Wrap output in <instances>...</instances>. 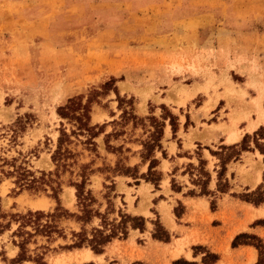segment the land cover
Listing matches in <instances>:
<instances>
[{"label": "rangeland", "instance_id": "rangeland-1", "mask_svg": "<svg viewBox=\"0 0 264 264\" xmlns=\"http://www.w3.org/2000/svg\"><path fill=\"white\" fill-rule=\"evenodd\" d=\"M129 79L141 85L135 91L139 95L152 97L158 88L167 90L174 97L168 98L172 104H155L156 95L146 107H138L139 98L120 93L119 88L127 87L119 81ZM261 89L264 0H0V158L25 162L37 177L53 171L51 155L62 125L67 134L75 130L58 116L57 109L74 98H82L83 104L91 101L90 124L104 131L94 140L96 151L84 144L86 135L69 138L72 156L68 162L75 164L61 173L64 184L59 199L71 213H77V201L75 189L67 183L80 180V165L95 170L88 189L100 204V213L119 221V209L126 213L114 193L106 198L105 187L118 173L138 176L139 168L128 165L130 157L147 163L162 152L156 148L149 152L160 124L172 130L169 117L173 116L176 133L185 121L188 129L200 128L208 137L221 134V141L227 136V143L235 142L229 140L233 132L242 139L264 125L249 130L258 117L253 99ZM187 101V106L177 109ZM263 103L264 99L262 109ZM17 120L22 122L16 124ZM221 146L216 143L212 151L224 157L229 153H223ZM1 165L0 210L5 218L0 224L12 221L11 230L0 236V251L11 259L17 255L10 237L17 227L12 215L48 212L57 204L44 193L18 192L15 178L6 176L11 168ZM192 169L188 171L199 176L200 183L210 175L206 169ZM158 174L153 170L149 178ZM20 193L23 197L10 207L6 195ZM98 224L95 219L93 226ZM60 225L67 239H56L60 242L56 252L71 244V231H79V224L72 220ZM37 241L45 245L44 238ZM86 250L92 253L82 249ZM46 255L50 257V251ZM63 256L47 263L73 257ZM102 257L74 261L110 264ZM0 264L6 263L0 258Z\"/></svg>", "mask_w": 264, "mask_h": 264}, {"label": "crops", "instance_id": "crops-1", "mask_svg": "<svg viewBox=\"0 0 264 264\" xmlns=\"http://www.w3.org/2000/svg\"><path fill=\"white\" fill-rule=\"evenodd\" d=\"M119 84L127 87L125 91L119 88L120 93L139 98L138 107L142 109L156 95L158 100H153L155 104L170 105L172 103L168 98H174L167 90L158 87L159 92L154 90L152 97L151 94H136V90L142 89L141 85L130 79L121 80ZM196 97L197 94L190 100ZM189 101L178 105L177 109L187 106ZM234 133L236 132L230 138L236 135ZM175 136L170 127L164 128L162 151L165 157L162 152H157L154 156L158 164L153 170L158 171L161 176L157 188L141 178L147 174L150 162L142 163L138 156L130 157L128 163L129 167L139 168L138 176L114 178V193L120 199V207L128 215L144 218L145 229H129L126 239L112 240L101 254L102 258L110 264H172L176 261L203 264L202 258L206 253H212L218 256L215 264H256L258 252L253 246L233 247L232 242L240 234L255 235L264 241V226L254 225L255 222L264 220V203L254 206L238 195L240 192H252L263 183L264 156L258 151L242 152L237 161L228 163L221 180V184H225L227 189L220 192L218 172L221 168L217 157L210 151L216 149V143L230 146L239 143L241 137L235 139V142L227 143V136L222 141L221 134L208 137L200 128H186L185 121L180 123ZM212 159L216 162L210 161ZM201 160L205 162L204 169L210 174L206 184L200 183L199 176L188 171L199 167ZM203 187L209 192L208 195L201 194ZM22 197L20 193L15 197L6 195L5 198L13 208ZM212 201L215 203L214 209L211 208ZM179 206V215L176 216L174 210ZM155 221L169 233L168 242L152 238ZM59 245V241L50 244V257L45 255L46 263L50 258L55 261L62 255L72 257L83 249L54 251ZM17 252L18 249L15 250V255ZM93 255L96 256L94 253ZM66 264L77 263L71 260Z\"/></svg>", "mask_w": 264, "mask_h": 264}, {"label": "trees", "instance_id": "trees-1", "mask_svg": "<svg viewBox=\"0 0 264 264\" xmlns=\"http://www.w3.org/2000/svg\"><path fill=\"white\" fill-rule=\"evenodd\" d=\"M82 98L71 99L64 106H60L57 109L58 116L65 120L68 124L75 128L71 130L70 134L66 133L63 125L60 129V134L57 139L56 149L51 155V160L55 166V169L50 172H40V176L37 177L35 172H32L26 167L25 162L17 164V160L13 159L11 162L1 159L0 162L3 166H9L10 171L6 172L7 178L14 177V184L16 185L18 192L28 191L34 193H44L48 197L56 201V207L52 211H28L25 214L12 215L13 222L16 224V229L11 234V243L18 249L17 255L14 258L8 259L3 250L0 251V258L6 264H22L24 262H30L32 264H47L45 261V255L51 250L50 244L56 241L57 238L66 240L65 228L60 224L62 221L72 220L79 224V231H71V244L61 247L63 250H73L88 248L94 254L101 255L104 253L106 246L114 239H126L129 229H138L143 231L145 229V219L142 217L131 216L124 214L119 210V218L109 220L106 218L107 214H101L99 211L100 204L97 205V200L94 197L93 192L88 189L90 177L95 173V170L91 169L89 165L79 166V178L78 182L70 180L67 184L75 189V196L77 201V213H71L60 204L59 196L62 193V186L64 182L60 179L61 173H64L68 168L75 163H69V159L72 156L71 151L67 148L72 142L69 140L71 136H84L86 135L85 145L96 148L94 140L104 134L102 127L98 124L92 126L90 124V102L82 103ZM163 108V107H162ZM170 126L172 133L175 137L176 129L174 124V117L170 116ZM21 120H17V123H21ZM164 124L159 125L157 132L158 139L153 141L152 146L149 148V152L156 150H162L160 141L163 136ZM22 130V129H21ZM20 130V131H21ZM107 138V135L105 136ZM221 151L228 152L229 154L222 157V154L218 152L210 151L211 154L219 160L220 171L218 172V180L220 181V187L218 190L224 192L227 188L225 184H221L222 177L224 176L226 165L231 161H237L242 152H254L258 151L264 156V125L260 126L252 135L246 134L239 143L230 146H221ZM165 157V153L162 151ZM148 157H144L143 160H148ZM157 161L155 159L150 160L148 172L146 175H142L141 178L151 182L156 188L161 180L160 174L155 179H150L154 167H156ZM264 163V158H263ZM204 161H200V169L204 171ZM127 176L125 173H118L115 176ZM209 175L207 174L205 182L208 181ZM111 185L105 187L109 190L106 198H109L110 193L115 191L114 180L110 181ZM48 191L50 194H48ZM202 195H208L209 192L203 187L201 191ZM115 197V193H114ZM243 201L250 203L254 206H260L264 203V179L254 191L239 196ZM97 205L98 208H94ZM211 208H215L214 201L211 202ZM108 209V208H107ZM176 216L179 215L177 208L174 210ZM5 218V213L0 210V220ZM95 219H99V224L93 226ZM12 221V220H11ZM11 221H8L5 225L0 224V236L5 231L11 230ZM255 226H264V220H260L254 223ZM37 238L45 239V245H38ZM152 238L158 241L168 242L170 239L169 233L157 222L154 223V231ZM34 246L31 249V246ZM238 245H250L253 246L258 252V258L256 264H264V241L255 235L240 234L236 236L232 242V246ZM39 251L40 254L38 253ZM218 260V256L212 253H206L202 258L203 264H215ZM82 264H94L93 262H86ZM136 264H141L136 262ZM172 264H192L185 261H176Z\"/></svg>", "mask_w": 264, "mask_h": 264}, {"label": "bare ground", "instance_id": "bare-ground-1", "mask_svg": "<svg viewBox=\"0 0 264 264\" xmlns=\"http://www.w3.org/2000/svg\"><path fill=\"white\" fill-rule=\"evenodd\" d=\"M264 99V89H261L259 92V96L254 100V105L257 106V110H258V117L255 120L254 123L250 122V126H249V130L255 129L260 123H262L264 121V109L261 108L262 102ZM238 136L234 135L232 136L230 139H237ZM81 254L78 253L77 256H73L72 258H61L58 259L56 261V264H66L68 261L71 260H76V261H87L90 260L91 258H94L95 255H93V253H91L90 251L86 250V251H80ZM64 257V256H63Z\"/></svg>", "mask_w": 264, "mask_h": 264}]
</instances>
